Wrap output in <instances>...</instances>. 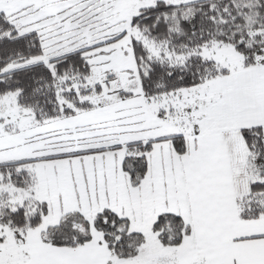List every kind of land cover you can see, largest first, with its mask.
<instances>
[{
	"label": "snow or ice",
	"instance_id": "snow-or-ice-1",
	"mask_svg": "<svg viewBox=\"0 0 264 264\" xmlns=\"http://www.w3.org/2000/svg\"><path fill=\"white\" fill-rule=\"evenodd\" d=\"M0 264H264V0H0Z\"/></svg>",
	"mask_w": 264,
	"mask_h": 264
}]
</instances>
